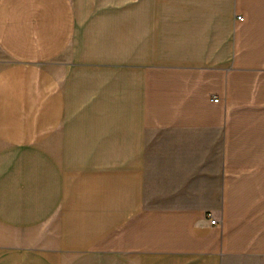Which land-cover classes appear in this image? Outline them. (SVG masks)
Instances as JSON below:
<instances>
[{
  "label": "crops",
  "instance_id": "crops-1",
  "mask_svg": "<svg viewBox=\"0 0 264 264\" xmlns=\"http://www.w3.org/2000/svg\"><path fill=\"white\" fill-rule=\"evenodd\" d=\"M0 264H264V0H0Z\"/></svg>",
  "mask_w": 264,
  "mask_h": 264
},
{
  "label": "built area",
  "instance_id": "built-area-1",
  "mask_svg": "<svg viewBox=\"0 0 264 264\" xmlns=\"http://www.w3.org/2000/svg\"><path fill=\"white\" fill-rule=\"evenodd\" d=\"M236 19L238 20V19H240V15H236ZM218 99H214V101H217ZM209 222H210V224L211 225H214V224H216V219L215 218H213L212 216H211V214H210V216H209Z\"/></svg>",
  "mask_w": 264,
  "mask_h": 264
}]
</instances>
